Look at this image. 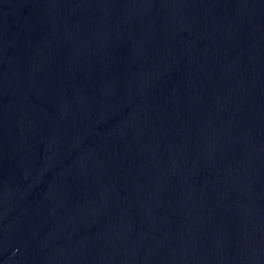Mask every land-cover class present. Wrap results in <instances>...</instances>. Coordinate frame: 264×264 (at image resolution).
<instances>
[{"label":"water","instance_id":"95a60500","mask_svg":"<svg viewBox=\"0 0 264 264\" xmlns=\"http://www.w3.org/2000/svg\"><path fill=\"white\" fill-rule=\"evenodd\" d=\"M0 264H264V0H0Z\"/></svg>","mask_w":264,"mask_h":264}]
</instances>
